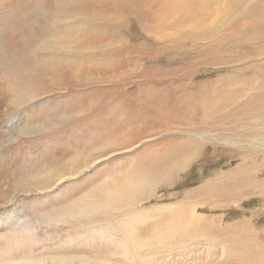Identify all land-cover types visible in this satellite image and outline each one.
Masks as SVG:
<instances>
[{
    "label": "rangeland",
    "instance_id": "obj_1",
    "mask_svg": "<svg viewBox=\"0 0 264 264\" xmlns=\"http://www.w3.org/2000/svg\"><path fill=\"white\" fill-rule=\"evenodd\" d=\"M196 7L0 0V250L33 264H264V83L205 107L224 78L264 72V39L230 40L242 16L194 31ZM46 166L63 177L23 191L20 176ZM134 167L153 180L133 191Z\"/></svg>",
    "mask_w": 264,
    "mask_h": 264
},
{
    "label": "bare ground",
    "instance_id": "obj_2",
    "mask_svg": "<svg viewBox=\"0 0 264 264\" xmlns=\"http://www.w3.org/2000/svg\"><path fill=\"white\" fill-rule=\"evenodd\" d=\"M189 1H194L195 3H197V7L195 8L197 10H200V4H203V5L206 6L201 11L200 16L198 18H196L197 20H200L201 23H199L198 25L192 26V30H194V31H198L199 30L200 32H202L204 30V27L207 28L210 25V21H211L212 18L211 19H207L206 17L210 16V15H214L213 16L214 17V22H213L214 25L211 26V30H217V28H218V25L215 23V19L217 20L218 18H220V17H222L224 15L227 16V17H232L231 19H234V23L233 24L235 25L236 22L238 21V19L242 16L243 18L247 17V19L245 20V23H244L243 26L239 25V30H237V31L234 30V33L230 36L231 37L230 40H234V41H236V43L244 41V42H247V45L256 48L257 47V43L255 42V40L256 39L257 40L260 39L259 37H262L264 39V26L260 27V24H259L260 18H262L264 16V13H263L264 10H261V11L258 12V3L260 1H262V0H189ZM202 20H206V21H202ZM237 47H240V45H237ZM237 65H240V64H237ZM250 66H253V65H248L247 68H250ZM252 68L257 71L258 75H252V77H250V78L247 77L249 79L248 80L249 82L247 83V85L241 86L240 83L242 81L246 80V78H243V75H241V74H239V75L236 74L235 76H230L228 78H224L225 79V84L221 85V86H224V87H222V88L219 87V86L216 87L215 91L212 93V97H210L211 98L210 102H211V104L213 106L210 104L211 108H209V110H208L209 102L208 103L206 102L205 107H206L208 115H211L212 113L215 114V110H217L219 108V105H215V103L216 102H220L221 99L226 100V99L231 98L232 100H234V98L236 99L238 96L242 97L244 95L251 94L252 92L256 91V89L258 88L257 86H259L260 83L261 84L264 83V72H262L256 66H254ZM236 100H238V99H236ZM90 147H91V145H90ZM0 153H1V146H0ZM29 153L33 154V152H30V151H29ZM10 156H11V154H10ZM45 156H47V155H45ZM21 157L20 158H21L22 162H30L31 160L34 159L33 156L30 157V155H26V154H22ZM83 157H84L83 163L86 164L87 163L86 161L88 160V158L90 156L89 155H85ZM43 158H44V155H43ZM152 160L156 161V159H154V158H152ZM33 161H35V160H33ZM33 161L31 162V165L26 166L24 168L27 169L29 167H34L35 164H33ZM10 162H11V159H10ZM173 162H174V160L170 159L169 161L167 160V161H164V162H162L160 164L164 167V169H166V168L170 167ZM157 163H158V161H157ZM70 164L75 166L73 168V170H76V168H78L82 163H79V160L74 157V159H69L64 165L65 166H69ZM76 165H78V167ZM152 165H154V163ZM172 165L175 166V162ZM24 168L22 166V169H24ZM49 168H50L49 166H46V167H42V168H38V169H39V172H41V171H47ZM68 168L70 170V167H68ZM154 168H152V169H154ZM159 168H160V166H159ZM148 169H150V168H148ZM129 172H131V173H127L126 175H129V178L131 176H133L130 179V182H131V180H133V184L130 185L131 187H133V191H134V189H138L139 186H137V185L142 184L143 181L144 182H149V179H150V181L152 182V180H153V179H151V177H149V175H147V173L145 171L142 172L141 170H139L138 167L132 168V170H130ZM164 173H167V172H164ZM150 174H152V173H150ZM0 175H3V174L1 173ZM38 175H39L38 172H37V174L33 172L29 176H25V175L20 176L19 180L24 182L23 184H28L29 183L28 186L25 187L26 189H23V191L27 190V189L29 190V188H31V187L32 188H34V187L40 188L39 184L44 185V187L48 186L46 183H44V181L48 182L45 179H52V177H63V172L58 170V168L52 167V168L49 169V171L46 174H43V175H46L43 178L39 179ZM52 180L54 181L55 179H52ZM111 181L106 183L105 188H107V189L109 188V186L112 184ZM113 184H115V183H113ZM120 185H121V183H120ZM29 186H31V187H29ZM128 186L129 185H127V187ZM123 189H125V188H123ZM103 190H105V189H103ZM122 192H124V191H122ZM98 193H100V192H98ZM117 195L118 194L116 193V196ZM108 196L109 195L106 194V192H105V193L97 196V198L99 200L100 198H106ZM116 196L113 194V195L110 196V198L113 197L115 199V198H117ZM124 196H125V194H124ZM132 200H131V202H132ZM12 210L14 211V210H16V208L12 209ZM169 224H171V228L169 229V231H171V230L175 231L177 229V227H178V224H177L176 221H174V219H172V223H169ZM182 225L183 224L180 222L179 223V228L176 231H181L180 227ZM14 242H15L14 243L15 246H18L21 243L20 240H16ZM2 245H4V244H2ZM9 249H13V248L10 246ZM9 252H8V250H7V252L3 251V248H2V250H0V264H20V263H22V261L24 262V264H33V262L36 260V259H34L30 263L28 259L33 258V256L29 255V256H26V257L25 256L11 257L13 254L11 253L12 255H10ZM8 255H10V256H8ZM34 264H37V263H34Z\"/></svg>",
    "mask_w": 264,
    "mask_h": 264
}]
</instances>
